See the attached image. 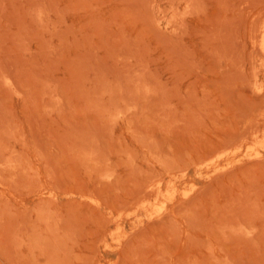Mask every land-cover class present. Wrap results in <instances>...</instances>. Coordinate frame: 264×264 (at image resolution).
Here are the masks:
<instances>
[{"label":"rangeland","instance_id":"rangeland-1","mask_svg":"<svg viewBox=\"0 0 264 264\" xmlns=\"http://www.w3.org/2000/svg\"><path fill=\"white\" fill-rule=\"evenodd\" d=\"M0 264H264V0H0Z\"/></svg>","mask_w":264,"mask_h":264}]
</instances>
